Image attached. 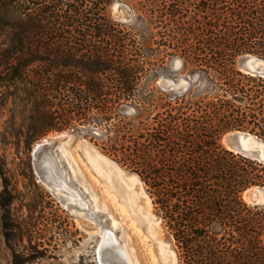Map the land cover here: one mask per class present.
I'll use <instances>...</instances> for the list:
<instances>
[{"label":"trees","instance_id":"16d2710c","mask_svg":"<svg viewBox=\"0 0 264 264\" xmlns=\"http://www.w3.org/2000/svg\"><path fill=\"white\" fill-rule=\"evenodd\" d=\"M113 1L0 0L10 135L30 147L49 132L100 126L91 140L143 182L180 264H264V204L243 199L264 189V161L221 143L233 130L264 142V76L236 67L242 55L264 61V0H137L144 36L110 15ZM173 55L198 78L167 94L151 72ZM0 176L9 246L17 234L2 167ZM10 248L12 264L42 257L36 246L28 256Z\"/></svg>","mask_w":264,"mask_h":264},{"label":"rangeland","instance_id":"374dc122","mask_svg":"<svg viewBox=\"0 0 264 264\" xmlns=\"http://www.w3.org/2000/svg\"><path fill=\"white\" fill-rule=\"evenodd\" d=\"M134 2L114 0L108 12L144 36V25L131 8ZM247 58L239 56L236 67L244 70ZM254 63L264 68V61ZM151 78L156 88L173 94L198 75L184 70L182 60L173 55L152 70ZM14 109L9 102L0 116V167L7 177L17 236L8 246L0 208V264H12L10 247L28 256L33 246L42 257L26 264H100L97 251L105 231L114 235V245L121 247L129 264H180L143 182L91 140L98 137L100 126L79 124L75 130L49 132L29 147L10 135L6 121ZM123 115L131 119L134 110L127 108ZM237 131L248 133L226 132L221 138L224 147L229 149L226 139ZM3 187L0 176V192Z\"/></svg>","mask_w":264,"mask_h":264},{"label":"water","instance_id":"95a60500","mask_svg":"<svg viewBox=\"0 0 264 264\" xmlns=\"http://www.w3.org/2000/svg\"><path fill=\"white\" fill-rule=\"evenodd\" d=\"M260 61L254 56H248L246 64L243 66L247 73L258 74L264 76V68L256 66L254 62ZM229 150L235 153L251 157L256 160H264V142L250 133L237 131L232 133L227 139ZM35 152V150H34ZM52 157L53 154H51ZM43 162V160H42ZM246 191L250 203L258 205L264 203V189L259 187H251ZM245 192V191H244ZM115 242L111 245L101 244L97 251V258L100 264H129L128 259L123 253L121 247L115 246ZM103 246H108L109 250H103Z\"/></svg>","mask_w":264,"mask_h":264},{"label":"bare ground","instance_id":"6f19581e","mask_svg":"<svg viewBox=\"0 0 264 264\" xmlns=\"http://www.w3.org/2000/svg\"><path fill=\"white\" fill-rule=\"evenodd\" d=\"M247 192H248V191H246L245 194H244V199L249 203L250 200H249V198H248V196H247ZM102 232H103V231H102ZM101 235H102V234H101ZM113 236H114V235H113L111 232H109V231L106 232V231H105L104 234H103V237H102V238H103V243H105V242L107 241V242H109V245H111V243L113 242V241H112V240H113ZM103 243H102V244H103ZM106 245H107V244H106Z\"/></svg>","mask_w":264,"mask_h":264}]
</instances>
